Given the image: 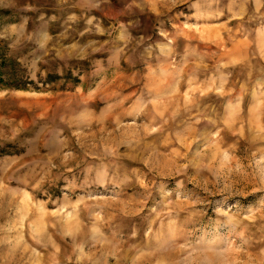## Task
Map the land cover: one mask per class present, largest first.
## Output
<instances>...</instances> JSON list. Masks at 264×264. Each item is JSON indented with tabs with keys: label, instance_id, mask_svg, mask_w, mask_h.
Masks as SVG:
<instances>
[{
	"label": "rangeland",
	"instance_id": "374dc122",
	"mask_svg": "<svg viewBox=\"0 0 264 264\" xmlns=\"http://www.w3.org/2000/svg\"><path fill=\"white\" fill-rule=\"evenodd\" d=\"M0 264H264V0H0Z\"/></svg>",
	"mask_w": 264,
	"mask_h": 264
}]
</instances>
